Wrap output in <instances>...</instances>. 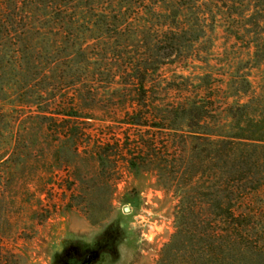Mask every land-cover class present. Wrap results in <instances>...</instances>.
Masks as SVG:
<instances>
[{"label": "trees", "instance_id": "obj_1", "mask_svg": "<svg viewBox=\"0 0 264 264\" xmlns=\"http://www.w3.org/2000/svg\"><path fill=\"white\" fill-rule=\"evenodd\" d=\"M202 3L0 0V104L95 147L101 166L157 175L177 200L158 264H264V94L254 112L251 72L161 91L182 40L204 33ZM109 124L120 132L91 142Z\"/></svg>", "mask_w": 264, "mask_h": 264}, {"label": "rangeland", "instance_id": "obj_2", "mask_svg": "<svg viewBox=\"0 0 264 264\" xmlns=\"http://www.w3.org/2000/svg\"><path fill=\"white\" fill-rule=\"evenodd\" d=\"M202 5L204 33L182 40L187 51L161 70V91L175 88L171 96L180 98L181 76L191 73L210 72L214 89L222 88L225 74L251 72L257 112L264 94V0ZM190 84L191 91L198 86ZM6 110L0 104V264H55L70 246L84 252L112 236V249L97 264H158L175 233L177 200L157 175L101 166L95 147L78 148L77 139L43 131L29 110ZM97 132L91 142L120 131L109 124Z\"/></svg>", "mask_w": 264, "mask_h": 264}, {"label": "flooded vegetation", "instance_id": "obj_3", "mask_svg": "<svg viewBox=\"0 0 264 264\" xmlns=\"http://www.w3.org/2000/svg\"><path fill=\"white\" fill-rule=\"evenodd\" d=\"M116 240L115 236L108 238L102 244L96 247L89 248L82 252L76 246H70L57 257L54 258L55 264H97L102 253L108 249H112L111 246Z\"/></svg>", "mask_w": 264, "mask_h": 264}]
</instances>
